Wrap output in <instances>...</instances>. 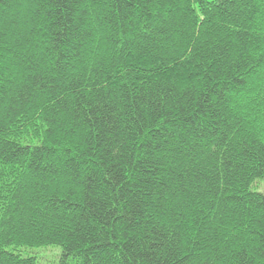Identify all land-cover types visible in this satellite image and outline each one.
Masks as SVG:
<instances>
[{
  "label": "trees",
  "instance_id": "16d2710c",
  "mask_svg": "<svg viewBox=\"0 0 264 264\" xmlns=\"http://www.w3.org/2000/svg\"><path fill=\"white\" fill-rule=\"evenodd\" d=\"M264 0H0V264H264Z\"/></svg>",
  "mask_w": 264,
  "mask_h": 264
},
{
  "label": "rangeland",
  "instance_id": "374dc122",
  "mask_svg": "<svg viewBox=\"0 0 264 264\" xmlns=\"http://www.w3.org/2000/svg\"><path fill=\"white\" fill-rule=\"evenodd\" d=\"M253 188L264 193V183H256ZM20 251L25 256H36L41 264H61L60 256L62 253V248L57 245L35 248H22Z\"/></svg>",
  "mask_w": 264,
  "mask_h": 264
}]
</instances>
